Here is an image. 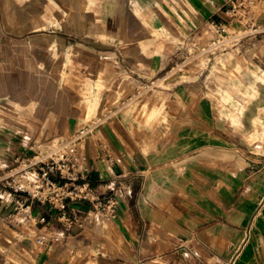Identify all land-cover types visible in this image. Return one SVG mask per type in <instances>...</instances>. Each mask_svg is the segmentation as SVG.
Returning <instances> with one entry per match:
<instances>
[{
    "label": "crops",
    "instance_id": "1",
    "mask_svg": "<svg viewBox=\"0 0 264 264\" xmlns=\"http://www.w3.org/2000/svg\"><path fill=\"white\" fill-rule=\"evenodd\" d=\"M228 6V0H0V169L85 119L108 116L84 152L93 183L104 193L117 189L121 198L112 221H90L47 246L0 223V264H264V146L258 150L257 141L222 118L203 90L231 84L227 69L213 74V65L204 79L192 80L203 94L195 107L166 109L176 117L171 128L140 124L137 112L121 106L152 103L140 88L170 58L168 43L153 41L155 31L183 42L208 20L228 19ZM255 13L264 22L263 6ZM236 49L221 56L230 70L244 66L230 59ZM255 50L264 69V41ZM260 88L262 96L244 113L251 129L254 118L264 119V83ZM170 96L188 99L179 90ZM89 101L99 109L91 111ZM145 110L141 116L152 108ZM34 211L55 216L45 204ZM38 228L44 232L43 224ZM98 240L111 248L91 254Z\"/></svg>",
    "mask_w": 264,
    "mask_h": 264
},
{
    "label": "built area",
    "instance_id": "2",
    "mask_svg": "<svg viewBox=\"0 0 264 264\" xmlns=\"http://www.w3.org/2000/svg\"><path fill=\"white\" fill-rule=\"evenodd\" d=\"M263 4L264 0H228V19L208 20V28L183 41L182 46L192 38L193 59L206 55L209 61H216L232 48L256 52V42L264 41V22L255 12ZM230 22L238 23L239 28L231 30ZM205 38L207 43H203ZM187 61L182 62L183 66ZM104 120L85 119L73 132L53 135L32 153L18 154L12 165L1 168L0 223L16 229L18 237L32 236L38 245L47 246L66 237L75 227L85 228L90 221H112L121 200L118 190L104 193L93 183L92 167L84 152L86 141L99 132ZM36 203L49 205L55 211L54 219L39 217L34 211ZM79 203H89L91 211L75 210L73 205ZM39 224L44 225L43 233L38 230Z\"/></svg>",
    "mask_w": 264,
    "mask_h": 264
},
{
    "label": "rangeland",
    "instance_id": "3",
    "mask_svg": "<svg viewBox=\"0 0 264 264\" xmlns=\"http://www.w3.org/2000/svg\"><path fill=\"white\" fill-rule=\"evenodd\" d=\"M168 6L173 12H176L178 9L177 4L175 3H168ZM203 28L207 29L208 26L205 25ZM191 40L189 44L185 42L186 46L184 48L172 51V47L175 43L182 44V38L178 39L171 33L167 36H162L159 32L155 31L153 41H163L168 43L170 58L169 65L159 73L154 72V77L145 86L146 88H140V91L143 94L149 93L153 96L152 103L150 104L148 100H134L126 101L124 104H121V106L125 108L126 113L137 112V121L140 124L146 123L153 127H159L164 124L171 128L177 122L175 119L176 117L172 116L171 111L166 109H171L177 106L184 108L195 107L197 101H195L196 99L194 98L203 94L204 90V93H207V97H209L208 99L210 100V103L219 111L220 116L227 119L239 131H241L244 138L249 139L250 142L257 141V144L260 146L258 150H262V147L264 146V119L258 117L254 118L251 129L246 124V115L244 114L246 109L253 106L254 100L257 97L262 96L260 86L264 83V69L258 67L256 63L257 56L254 49H248V51H246V48H242V50H234L230 55V59L236 61L238 65L241 62H244V66L242 68L239 65V67L230 70L225 64V57L218 58L217 62L213 60L209 61V57L206 55L193 59L195 50L193 49V41ZM207 42L208 38H205L203 43ZM185 59L189 61L183 66L182 62ZM177 64H180V66L178 67ZM213 65L217 66H214L213 74L221 71L220 66L223 67V70L227 69V73L233 78L232 83L227 85L224 83L209 84L208 86L204 85L203 90L197 87L198 84H195V87L192 80L196 79L198 75H201L204 79ZM161 90H164L169 95L163 94L164 98L159 99ZM176 90H179V93L185 94L186 97L188 96V99L179 100V102L173 100L170 93H174ZM96 102L97 101H89L91 111L99 109L100 105L98 106ZM150 107L152 108L151 112H149L147 116H141L140 113H146L145 109ZM101 111L103 110L101 109L97 113ZM99 116L100 115H98V117ZM102 116L103 115L99 118H102ZM104 118L109 117L107 116ZM192 118L193 117H189V119ZM0 166H2L1 161ZM108 225L109 224H106L104 227L106 228ZM106 230L107 228L105 231ZM102 231V227L97 228V232ZM106 235L107 238L109 237L110 240L112 239V233L108 232ZM98 242L97 245L90 247L89 252L91 254L97 255L98 253L108 251L111 248V244L108 245L105 241L102 242L101 240H98Z\"/></svg>",
    "mask_w": 264,
    "mask_h": 264
}]
</instances>
